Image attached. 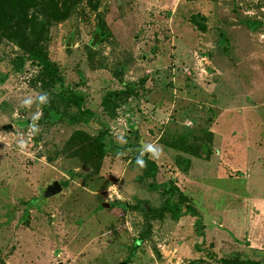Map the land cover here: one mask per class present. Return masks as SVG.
<instances>
[{
    "label": "rangeland",
    "instance_id": "374dc122",
    "mask_svg": "<svg viewBox=\"0 0 264 264\" xmlns=\"http://www.w3.org/2000/svg\"><path fill=\"white\" fill-rule=\"evenodd\" d=\"M100 23L108 35L88 52ZM46 49L63 80L44 88L39 66L16 70L21 51L0 43V264H264V0H83L50 26ZM123 87L134 94L110 118L101 98ZM63 89L108 127L96 171L60 149L74 130L95 136L99 122L40 118L41 94L75 111ZM126 142L160 149L144 154L189 212L169 216L129 150L115 149ZM54 181L67 186L43 198Z\"/></svg>",
    "mask_w": 264,
    "mask_h": 264
},
{
    "label": "trees",
    "instance_id": "16d2710c",
    "mask_svg": "<svg viewBox=\"0 0 264 264\" xmlns=\"http://www.w3.org/2000/svg\"><path fill=\"white\" fill-rule=\"evenodd\" d=\"M83 0H0V43L7 41L14 44L20 51L21 56L14 64L16 70H20L25 61H31L39 66V72L35 81L40 87H52L56 83L62 84V77L55 64L50 61L47 55L46 41L50 26L67 19L72 11ZM108 35L105 26L100 23L96 31L87 43V50L91 52ZM134 94L131 87H123L110 90L104 93L100 105L103 112L110 118L126 100ZM58 99L65 109L74 108V112L59 111L52 98L47 99L41 108L42 122L57 123L65 121L69 124L99 122L100 128L95 136H90L82 130H74L61 148L65 155L78 158L89 166L98 170L107 150L106 134L108 127L100 122L95 113L84 104V97L80 94L63 89ZM135 142H126L122 146H115L119 152L129 150L130 160L140 169V179L144 180L151 191L161 190L163 197L162 207L169 216L178 220L183 214L189 212V207L185 203V196L177 189L172 180L157 182L158 166L155 160L143 155L144 167L135 163L140 151ZM188 152L196 157L204 154L208 157L210 151L205 146L189 145ZM188 164L190 161H187ZM62 187L67 186V182H59ZM30 206V203H28ZM114 204V203H113ZM141 204V203H140ZM143 213L154 215L155 209L150 206L140 207ZM215 264H260L250 258H238L236 256H222L216 260Z\"/></svg>",
    "mask_w": 264,
    "mask_h": 264
},
{
    "label": "clouds",
    "instance_id": "9594fccd",
    "mask_svg": "<svg viewBox=\"0 0 264 264\" xmlns=\"http://www.w3.org/2000/svg\"><path fill=\"white\" fill-rule=\"evenodd\" d=\"M47 95L46 94H41L37 97V101L40 103H47ZM23 105L28 106L32 104V100L29 99H25L24 101H22ZM34 119L37 117H33ZM38 131V129L33 125L32 126V132L33 134H35ZM19 146L22 149L24 147V142L20 141L19 142ZM144 152L149 153L153 159L157 158L159 156L160 153V149L158 147H154L153 145H145L143 147V149L140 151L139 155L136 157L135 163L140 166L141 168L144 167V160H143V155Z\"/></svg>",
    "mask_w": 264,
    "mask_h": 264
},
{
    "label": "water",
    "instance_id": "95a60500",
    "mask_svg": "<svg viewBox=\"0 0 264 264\" xmlns=\"http://www.w3.org/2000/svg\"><path fill=\"white\" fill-rule=\"evenodd\" d=\"M62 190V186L59 182L54 181L51 184H48L44 191H43V198L48 199L50 197L56 196L57 194H59ZM109 206L108 203H103L102 204V208H107Z\"/></svg>",
    "mask_w": 264,
    "mask_h": 264
},
{
    "label": "built area",
    "instance_id": "2783aa9c",
    "mask_svg": "<svg viewBox=\"0 0 264 264\" xmlns=\"http://www.w3.org/2000/svg\"><path fill=\"white\" fill-rule=\"evenodd\" d=\"M186 71H188L187 69H185ZM188 74H189V71H188Z\"/></svg>",
    "mask_w": 264,
    "mask_h": 264
}]
</instances>
